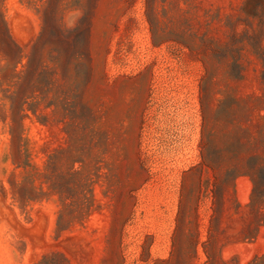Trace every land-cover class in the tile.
Instances as JSON below:
<instances>
[{"label":"rangeland","instance_id":"374dc122","mask_svg":"<svg viewBox=\"0 0 264 264\" xmlns=\"http://www.w3.org/2000/svg\"><path fill=\"white\" fill-rule=\"evenodd\" d=\"M0 264H264V0H0Z\"/></svg>","mask_w":264,"mask_h":264}]
</instances>
